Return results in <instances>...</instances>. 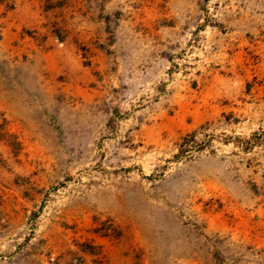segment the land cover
Instances as JSON below:
<instances>
[{
  "label": "rangeland",
  "instance_id": "1",
  "mask_svg": "<svg viewBox=\"0 0 264 264\" xmlns=\"http://www.w3.org/2000/svg\"><path fill=\"white\" fill-rule=\"evenodd\" d=\"M0 264H264V0H0Z\"/></svg>",
  "mask_w": 264,
  "mask_h": 264
}]
</instances>
